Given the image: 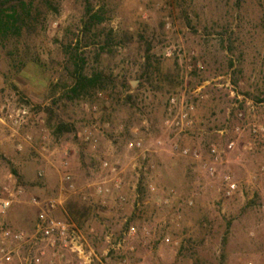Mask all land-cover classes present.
I'll list each match as a JSON object with an SVG mask.
<instances>
[{
    "label": "rangeland",
    "instance_id": "374dc122",
    "mask_svg": "<svg viewBox=\"0 0 264 264\" xmlns=\"http://www.w3.org/2000/svg\"><path fill=\"white\" fill-rule=\"evenodd\" d=\"M88 4L94 11L103 10V27L114 36L97 61L98 47L86 44L92 34L81 32ZM34 5L37 21L31 32L0 45V118L2 106L27 109L19 127L0 121L1 196L7 190L23 191L0 222L13 231L32 232L40 209L31 199L44 201L61 194L63 153L70 155L69 172L77 191L103 177L101 159L119 157L123 204L112 200L101 209L70 191L62 194V206L52 213L56 219L69 218L66 205L76 202L73 209L95 264H264V177L257 175L264 155L255 151L239 160L230 157L221 172L234 177L239 191L227 199L218 179L207 178L196 162L171 155L168 147L174 139L205 155L209 143L224 144L227 136L217 131L226 128L231 135V125L237 123L228 121L234 113L230 86L253 103L248 120L264 122V0H35ZM98 31L102 33V25ZM75 48L85 59L87 76L102 71L117 88L106 85L72 100L62 89L53 93L54 85L67 80ZM168 50L173 52L170 58L165 56ZM190 53L192 62L201 65L192 73L186 61ZM144 71L140 85L137 77ZM124 81L131 85L128 92L120 87ZM200 87L197 97L191 94ZM96 92H101L99 99ZM183 92L196 105L198 135L193 138L173 137L164 126L168 97ZM90 105H96V113L86 108ZM58 122L73 125V130L68 127L57 134ZM94 122H109L111 128L97 135L92 151L77 134ZM26 136L31 137L29 142ZM131 138L142 140L143 152L126 149ZM246 140L244 132L239 143ZM151 164V171L143 169ZM149 184L155 193L148 192ZM168 189L176 196L163 205L161 198ZM188 198L193 200L190 207L183 203ZM84 205L90 209L83 210ZM128 224L137 234L127 239L123 250H113ZM2 246L5 252H14L7 262L0 251V264L23 263L24 249L3 240L0 233ZM53 253L47 242L34 251L41 264H59Z\"/></svg>",
    "mask_w": 264,
    "mask_h": 264
},
{
    "label": "built area",
    "instance_id": "2783aa9c",
    "mask_svg": "<svg viewBox=\"0 0 264 264\" xmlns=\"http://www.w3.org/2000/svg\"><path fill=\"white\" fill-rule=\"evenodd\" d=\"M167 58L173 56V52L168 50L165 53ZM194 53H190L186 58L188 63L187 70L189 73L200 70V63H193ZM206 85L208 83H205ZM202 87L192 91L191 94L198 96ZM230 95L233 98L231 110L234 111L233 115H228V121L233 120L237 123L231 125L232 134L224 128L217 131L222 137L227 136L224 144L209 143L206 147L205 155L198 149L192 146H182L180 141L170 139L168 141L169 152L171 155L190 159L198 164V167L204 172L209 179H218L220 191L224 198H232L239 191V183L229 172H221L222 168L229 164L230 157L236 160L244 154H250L259 151L264 155V122L248 120L247 111L253 110V103L235 92L233 86H230ZM101 94H97L99 99ZM167 115L164 120V126L170 135L179 136L185 135L191 138L198 135L196 130V105L194 101L186 99L183 93L173 94L168 97ZM247 108H245V107ZM89 111L92 113L97 112L96 105H90ZM3 117L0 121L7 123L8 126L19 127L24 122V116L27 115V109L24 106L18 108L1 107ZM233 123V122H232ZM229 124V122H228ZM109 122L98 124L97 122L91 123L90 126L79 132L77 136L82 142L89 146L94 151L97 144V135L104 129H110ZM121 128V127H120ZM248 135V140L243 144L239 143L240 137L243 133ZM175 135V136H174ZM31 137L26 136V141H30ZM156 145L159 147L163 145L162 141H157ZM143 142L139 138H131L125 143L127 150L134 152H143ZM20 148V147H19ZM59 170L61 174L60 196L50 200H40L32 198L31 204L40 209L36 223L32 232L26 231H13L8 229L0 222V233L3 240L9 241L18 247L24 249V256L22 264H41L40 258L34 255V251L38 249L41 243L47 242L48 245L54 250L53 257L57 256L60 259L59 264H95V254L93 253L87 241L86 235L82 228H80L70 218L56 219L52 216L58 207L62 206V194L73 191L78 195L79 200L87 205L97 208L105 209L113 200L118 205L125 202V198L121 194L123 183V164L119 157L108 159L103 158L100 160L99 167L104 173L103 177L94 183L88 184L86 188L76 190L73 178L69 172V159L68 153H63L60 157ZM141 168V167H140ZM145 171H151L153 164L145 166ZM39 176L42 175L40 171ZM258 177H264V161L258 169ZM262 190L264 191V185ZM148 192L155 193L156 188L154 185H148ZM7 195L2 197L0 192V218L11 208L12 204L21 197L23 191L17 189L14 192L6 191ZM176 196L173 189H168L161 198L163 205H168L170 201ZM184 205L190 207L193 205L191 198L183 200ZM175 221L179 220V215L174 217ZM137 234V229L132 224L126 226L123 232V237L111 248L116 251L123 250L127 245V239L132 238ZM110 241V237H106ZM169 243V238L164 239ZM17 250V249H16ZM129 251L133 249L128 247ZM3 253V259L7 262L11 261L14 250L5 252L3 246L0 248ZM43 253H40L42 256Z\"/></svg>",
    "mask_w": 264,
    "mask_h": 264
},
{
    "label": "trees",
    "instance_id": "16d2710c",
    "mask_svg": "<svg viewBox=\"0 0 264 264\" xmlns=\"http://www.w3.org/2000/svg\"><path fill=\"white\" fill-rule=\"evenodd\" d=\"M34 2L35 0H0V45H5L12 39L19 40L24 32H31L29 31L32 30L30 29L31 24L37 21ZM104 21V13L101 8L94 11L90 4L86 6L84 19L81 21V32L84 36L85 34H92L91 40L86 44L98 47L97 50H99V52L95 54V61H97L101 53H103L105 49L110 47L114 42L113 31H105V27H103ZM101 25L102 33L98 31V28ZM100 35H104L105 37L101 39ZM72 50L69 58L71 69H67L69 72L67 80L63 85H61V83L54 85L53 93L62 89L63 96L72 100L74 98H82L87 95L90 90L103 89L106 85H111L114 89L117 88L114 79L102 71L93 70L91 75L87 76L84 72L86 65L85 59L78 53L77 48ZM149 50L150 48L148 46L147 51L149 52ZM149 67V63L146 62V68ZM144 72L137 77V80L140 81V85L142 84L141 82L145 81L146 72ZM67 82H69L68 84L70 85H68ZM120 87L124 92L131 90L129 82L124 81V83H121ZM171 88L174 89L175 86H172ZM98 93L101 92H96L95 96H97ZM127 99H132V96L128 95ZM53 104H55V102ZM46 110L49 113L54 112L50 108H47ZM68 127L73 130V125L58 122L55 125L56 133L62 134L64 131H68ZM12 174L17 176L15 171H12ZM75 203L76 202L74 201H70L66 205L67 214L72 221L76 222V224L82 228L83 225L79 221L78 214L73 209ZM84 206L83 210L85 209V211H88V209H90L88 206Z\"/></svg>",
    "mask_w": 264,
    "mask_h": 264
}]
</instances>
